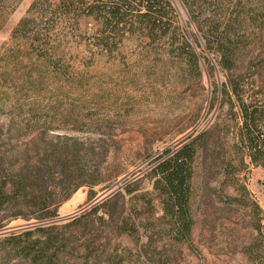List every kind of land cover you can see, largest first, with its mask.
<instances>
[{"label": "trees", "instance_id": "1", "mask_svg": "<svg viewBox=\"0 0 264 264\" xmlns=\"http://www.w3.org/2000/svg\"><path fill=\"white\" fill-rule=\"evenodd\" d=\"M18 1L0 0V9L14 8ZM180 1L201 39L194 35V41L230 73L219 92V108L227 106L229 119L217 114L209 126L152 159L151 192L133 194L136 184L130 182L64 224L51 220L79 188H88L86 202H92L96 186L106 189L116 179L108 161L116 141L93 128L97 119L91 112L97 106L85 105L87 97L89 102L100 97L101 68L118 66V52L131 39L142 38L138 48L147 52L169 34L161 50L187 60L189 67L196 54L189 38L180 35V40L167 22L173 11L170 0H34L14 26L9 45L0 50V114L5 117L0 124V229L16 219L39 224L0 236V253L7 248L0 264H67L62 263L66 243L59 230L75 226L83 234L101 223L132 238L139 253L160 264L157 226L170 228L174 243L191 238L196 166L212 171L222 191H232L226 201L247 211L250 227L264 245V212L243 176L250 166L264 168L263 82L258 70L247 79L234 74L245 46L239 26L249 22L251 29L259 28L261 20L252 13H261L264 21V0L242 18L223 0ZM122 63L128 66L130 60ZM64 119L75 135L57 132ZM91 245L82 243L81 258L69 264L96 260L98 249ZM11 253L20 258H4Z\"/></svg>", "mask_w": 264, "mask_h": 264}, {"label": "rangeland", "instance_id": "2", "mask_svg": "<svg viewBox=\"0 0 264 264\" xmlns=\"http://www.w3.org/2000/svg\"><path fill=\"white\" fill-rule=\"evenodd\" d=\"M33 1L19 0L14 8L0 9V50L9 45L12 29ZM170 1L173 11L167 22L180 40L189 38L196 54L195 65L189 67L187 60L174 56L172 51L161 50L164 42L170 41L169 34H165L158 41L160 45L156 43L147 52L138 48L142 38L125 41L117 55L118 66L101 68L97 87L100 88V97L90 102L87 97L85 105L89 108L97 106L91 112V117L97 119L93 128L116 141L108 158L116 179L106 189L100 190L101 186H96L95 198L130 182L136 184L133 194L151 192L153 179L148 171L153 165L152 159L188 134L209 126L217 114L222 113L220 118L226 121L229 119L227 106L222 104L219 108V92L230 73L220 68L217 57L194 41V35L197 38L199 35L181 1ZM223 1L237 13L240 11L238 17L242 18L243 12L247 14L250 8H256L257 0ZM236 4L238 7H234ZM252 16L261 20L257 23L259 28L251 29L249 22L239 26L245 46L241 49V63L234 74H242L247 79L250 73L258 70L263 82L261 96L264 98V21L259 12H253ZM184 48L189 49L188 46ZM125 59L130 60V65L122 63ZM94 75L91 73L92 78ZM4 120V115L0 114V124ZM62 122L63 129L57 132L76 134L65 119ZM194 170L191 238L186 243H174L170 240V228L157 226L154 237L162 258L156 259L160 264H168L169 260L173 264H264V245L261 236L250 227L247 211L238 205L228 204L225 195H232V191H222L212 171L207 172L198 166ZM243 176L252 197L264 212V168L250 166ZM78 190L83 195L81 200L72 207L65 206L66 201L57 211V217L62 219L51 222L64 224L69 217L92 203L86 202L87 187ZM155 204L157 215H160L157 201ZM27 222L33 220L16 219L5 227L23 226ZM262 224L264 235V220ZM84 231L80 234L81 230L77 231L75 226L59 230L66 243V250L61 255L62 263L69 264L70 259L81 258V244L92 242L91 247L94 244L99 256L89 264H152L151 256L139 253L132 238L113 232L106 224H96L93 230ZM2 249L0 256L7 252V248ZM4 258L20 257L11 253ZM119 258H123L124 263H120Z\"/></svg>", "mask_w": 264, "mask_h": 264}, {"label": "water", "instance_id": "3", "mask_svg": "<svg viewBox=\"0 0 264 264\" xmlns=\"http://www.w3.org/2000/svg\"><path fill=\"white\" fill-rule=\"evenodd\" d=\"M109 193L107 192H103L100 195H98L96 198H94V200L92 201V203L90 205L96 204L99 201H101L102 199H104ZM67 218V217H64ZM62 218L61 217H57L54 218L53 221H60ZM38 222H27L26 224H24L23 226H17V227H4L2 229H0V236L1 235H5L8 234L12 231H16L17 229H26V228H30V227H34L36 225H38Z\"/></svg>", "mask_w": 264, "mask_h": 264}, {"label": "bare ground", "instance_id": "4", "mask_svg": "<svg viewBox=\"0 0 264 264\" xmlns=\"http://www.w3.org/2000/svg\"><path fill=\"white\" fill-rule=\"evenodd\" d=\"M82 197L83 195L80 193V191H76L73 195V198L65 203V206H74L81 200Z\"/></svg>", "mask_w": 264, "mask_h": 264}]
</instances>
